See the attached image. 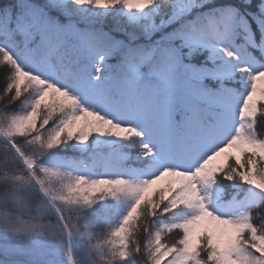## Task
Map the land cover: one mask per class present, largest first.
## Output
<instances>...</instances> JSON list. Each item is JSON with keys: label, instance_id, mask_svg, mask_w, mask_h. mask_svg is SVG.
I'll return each instance as SVG.
<instances>
[{"label": "snow or ice", "instance_id": "1", "mask_svg": "<svg viewBox=\"0 0 264 264\" xmlns=\"http://www.w3.org/2000/svg\"><path fill=\"white\" fill-rule=\"evenodd\" d=\"M0 81V264H264V0H0Z\"/></svg>", "mask_w": 264, "mask_h": 264}, {"label": "trees", "instance_id": "2", "mask_svg": "<svg viewBox=\"0 0 264 264\" xmlns=\"http://www.w3.org/2000/svg\"><path fill=\"white\" fill-rule=\"evenodd\" d=\"M3 82L2 81H0V84H2ZM0 91H2V89H0ZM97 207H99V206H97ZM146 210V209H145Z\"/></svg>", "mask_w": 264, "mask_h": 264}]
</instances>
